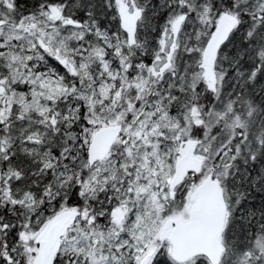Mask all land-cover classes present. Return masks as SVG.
Returning a JSON list of instances; mask_svg holds the SVG:
<instances>
[{
    "label": "snow or ice",
    "instance_id": "obj_1",
    "mask_svg": "<svg viewBox=\"0 0 264 264\" xmlns=\"http://www.w3.org/2000/svg\"><path fill=\"white\" fill-rule=\"evenodd\" d=\"M0 264H264V0H0Z\"/></svg>",
    "mask_w": 264,
    "mask_h": 264
}]
</instances>
